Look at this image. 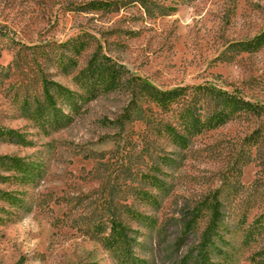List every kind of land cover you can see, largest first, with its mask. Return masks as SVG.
Masks as SVG:
<instances>
[{
    "label": "rangeland",
    "instance_id": "374dc122",
    "mask_svg": "<svg viewBox=\"0 0 264 264\" xmlns=\"http://www.w3.org/2000/svg\"><path fill=\"white\" fill-rule=\"evenodd\" d=\"M262 34L264 0H0V163L17 157L32 170L13 181L0 166V192L19 200L0 199V264H201L211 224V263L264 264V112L183 150L133 118L146 105L135 79L160 90L209 84L264 111V42L240 45ZM109 67L122 72L115 84ZM53 83L81 98L60 131L28 112L48 107ZM158 153L176 168L156 171ZM125 204L146 218L130 222V257L109 231L81 230Z\"/></svg>",
    "mask_w": 264,
    "mask_h": 264
},
{
    "label": "trees",
    "instance_id": "16d2710c",
    "mask_svg": "<svg viewBox=\"0 0 264 264\" xmlns=\"http://www.w3.org/2000/svg\"><path fill=\"white\" fill-rule=\"evenodd\" d=\"M264 42V35L255 37L250 41L241 43L242 51L253 52L259 50ZM108 69L113 70L111 74L112 83H116V78L122 72H118L113 67ZM107 69V70H108ZM134 90L137 91L136 97L139 100H144L147 104L154 105L159 114L150 113L149 107H137L133 111L135 120L143 121L148 131H151L157 137L168 139L178 149H186L192 138L200 133L219 127L234 118L237 115L245 114L256 117L263 116V108L253 103L241 95L237 91L228 92L210 86L209 84H200L193 86H179L170 90H160L147 82L134 80ZM54 95L47 94L46 102L48 107H39L29 114L36 121V125L47 131H60L70 126L74 121V114L80 109V97L68 91L64 87L53 83L52 88ZM63 98L62 104L68 108V112L57 105V99ZM44 110V111H43ZM163 116H169L171 120L163 119ZM10 140L17 138L9 137ZM7 162H1L0 166L6 171H11L15 176L9 177L10 180L22 181L25 176L20 177L18 174H27L31 170V166L22 162L20 158L13 157L3 158ZM157 165L155 170L161 172V165L175 169L178 165L177 161L170 158L161 157L158 153L156 156ZM1 160V159H0ZM24 178V179H22ZM8 179V180H9ZM0 199L5 202H10L12 206L19 203L17 197L11 196L9 193L0 192ZM23 207V205H19ZM124 210L120 207H110L107 217H99L93 225L86 226L83 233L87 236L98 237L107 231L112 237L117 238L125 247L126 257L132 255V248L129 243L133 240L131 235L133 229L130 222L136 220V217L146 219L142 215L133 212V216L129 214L128 205H123ZM214 220L219 216V200L216 198L213 203ZM128 220V222H127ZM215 223V222H214ZM213 229L211 224L207 232L204 234V240L201 243L200 262L201 264H213L210 260V250L219 252L213 241ZM134 241V240H133ZM178 247L185 246L186 240L181 238L177 241ZM184 260L182 264H187Z\"/></svg>",
    "mask_w": 264,
    "mask_h": 264
}]
</instances>
